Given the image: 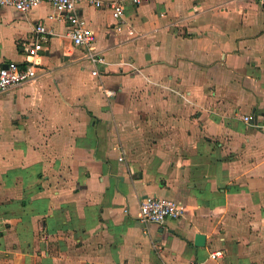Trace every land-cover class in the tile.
<instances>
[{"label":"crops","instance_id":"1","mask_svg":"<svg viewBox=\"0 0 264 264\" xmlns=\"http://www.w3.org/2000/svg\"><path fill=\"white\" fill-rule=\"evenodd\" d=\"M123 7L78 5L82 47L51 4L0 7V65L49 31L0 93V264H264V0ZM147 195L183 217L140 223Z\"/></svg>","mask_w":264,"mask_h":264},{"label":"built area","instance_id":"2","mask_svg":"<svg viewBox=\"0 0 264 264\" xmlns=\"http://www.w3.org/2000/svg\"><path fill=\"white\" fill-rule=\"evenodd\" d=\"M143 0H0L1 6H9L20 12L28 11L37 7L42 3H48L53 6L55 14L48 16L50 20L56 19L58 16H65L69 22L68 36L75 47H82L90 44L92 40L91 31L87 28L85 21L78 17L75 9L81 3L96 8L108 7L112 12L114 19H119L122 15L124 4L139 5ZM35 41L32 45H25L24 53L28 63L20 66L15 62H7L0 65V93L17 86L27 84L36 78V68L34 59L42 49V43L46 40L49 31L42 24H37L34 28ZM88 58L94 63H104L102 56H94L92 53L87 54ZM93 75L97 71H92ZM245 120L249 121L248 117ZM184 206L176 201L147 195L140 200L138 219L140 223H156L163 224L167 219L177 220L183 217ZM194 264V263H191Z\"/></svg>","mask_w":264,"mask_h":264},{"label":"water","instance_id":"3","mask_svg":"<svg viewBox=\"0 0 264 264\" xmlns=\"http://www.w3.org/2000/svg\"><path fill=\"white\" fill-rule=\"evenodd\" d=\"M204 236L203 235H201V234H197L196 236H195V245H197V246H201V245H203V242H204Z\"/></svg>","mask_w":264,"mask_h":264}]
</instances>
